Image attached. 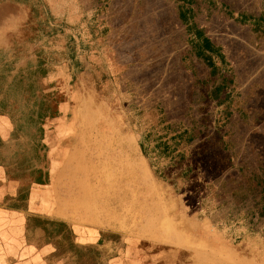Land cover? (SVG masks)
Instances as JSON below:
<instances>
[{"label":"rangeland","instance_id":"1","mask_svg":"<svg viewBox=\"0 0 264 264\" xmlns=\"http://www.w3.org/2000/svg\"><path fill=\"white\" fill-rule=\"evenodd\" d=\"M193 3L233 79L223 104L195 93L173 0H0V264H264V199L229 193L264 172V39L238 18L264 0ZM176 127L183 164L156 146Z\"/></svg>","mask_w":264,"mask_h":264},{"label":"trees","instance_id":"2","mask_svg":"<svg viewBox=\"0 0 264 264\" xmlns=\"http://www.w3.org/2000/svg\"><path fill=\"white\" fill-rule=\"evenodd\" d=\"M176 4V13L177 17L180 20L181 24L185 28V33L187 35L186 43L188 45L187 55L189 59H194L200 63L205 69L206 75L199 77L195 73L194 86L200 101L210 100L216 102L217 104H223L230 92L231 85L233 84V79L227 71V61L221 49L217 47L212 40L207 37L206 33L202 28H199L195 22L193 0H173ZM239 22L243 25L249 26L250 30L254 33L256 40L264 39V15H254L248 13H241L239 15ZM203 69V70H204ZM44 102H40L41 107L44 106ZM39 105V106H40ZM43 105V106H42ZM50 107V106H48ZM42 110V108H39ZM50 110V109H48ZM158 112L161 113V117H164L162 120L164 126L163 128L170 129L172 125L168 123L164 109L161 107L158 108ZM38 117L46 118L56 116L53 113L45 111L43 113H38ZM174 131V132H173ZM173 132L167 138H161L157 143V148L160 149L163 157L168 158L169 162L175 161L177 164H183L187 159V155L184 153L185 145L183 139L188 133L187 129L174 128ZM167 135V133H164ZM220 142L222 140L219 139ZM222 145H225L222 143ZM224 147V146H223ZM142 150L143 147H141ZM150 167L152 165L150 164ZM159 171H154V174L158 175ZM189 171H182L177 178L180 180L185 179ZM254 180H256L253 177ZM260 185V188L257 186L253 187H243L236 186L229 189L230 196L233 199L239 201H247L255 199L256 197L261 196L264 199V172L259 180H256V184ZM257 220L253 222V218H250L251 226L254 227L253 230L257 231L256 224L259 220L264 219V204L261 205L260 210L256 214Z\"/></svg>","mask_w":264,"mask_h":264},{"label":"bare ground","instance_id":"3","mask_svg":"<svg viewBox=\"0 0 264 264\" xmlns=\"http://www.w3.org/2000/svg\"><path fill=\"white\" fill-rule=\"evenodd\" d=\"M98 92H99V90H98ZM126 143L128 145V150H134L132 148V146L129 144L128 141H126ZM114 155L121 156L120 154H114ZM116 156H112L111 159H110V161H115V159L118 158ZM103 167L104 166H103V164H101V161L100 160L96 161V164L93 166V169H92V174L95 175L97 172H99L100 170H102ZM133 168L138 171L139 175L142 178V182L144 184L150 186V183H149L148 178L146 176H144V166H143V164L140 163L137 160V162H134L133 163ZM77 187L79 188V186H77ZM105 192H107V189L104 186H101L99 184L97 186L96 185L95 186H91L90 184H86V188L84 189V191L83 192H80L78 194V201L81 204L82 203L84 204V203H87V202H90V201H94L95 203L98 204L101 201L100 197H102ZM75 202H77V200ZM98 209L99 208H96L95 211H97ZM184 247H185V245H184ZM217 260L219 261V259H217ZM219 262H221V261H219ZM227 263H229V262L227 261ZM221 264H223V262Z\"/></svg>","mask_w":264,"mask_h":264}]
</instances>
